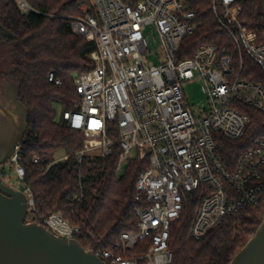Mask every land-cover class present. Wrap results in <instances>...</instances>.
Instances as JSON below:
<instances>
[{
	"label": "built area",
	"instance_id": "1",
	"mask_svg": "<svg viewBox=\"0 0 264 264\" xmlns=\"http://www.w3.org/2000/svg\"><path fill=\"white\" fill-rule=\"evenodd\" d=\"M15 1L31 10L25 0ZM91 6L94 13L85 9L71 20V28L73 35L95 43L94 68L75 78L81 104L63 119L84 135L80 161L105 158L118 149L117 173L131 161L144 166L136 185V229L123 233L111 248L93 251L106 264H174L171 229L191 194L203 189L191 228L197 241L219 229L228 215L261 200L264 138L231 169L217 154L216 136L241 140L251 122L247 110L264 113V85L246 77L245 65L249 58L264 78V33L248 29L240 0H213L228 46H201L183 57L184 42L199 27L185 0H91ZM194 81L202 83L208 100L199 115L184 92V85ZM48 82L62 85L54 73ZM21 150L22 144L9 163L28 198L26 223H35ZM43 226L66 239L80 234L60 212Z\"/></svg>",
	"mask_w": 264,
	"mask_h": 264
},
{
	"label": "trees",
	"instance_id": "2",
	"mask_svg": "<svg viewBox=\"0 0 264 264\" xmlns=\"http://www.w3.org/2000/svg\"><path fill=\"white\" fill-rule=\"evenodd\" d=\"M25 1L31 10L21 9L15 0H0V46L7 53L0 76L16 87L29 113L20 157L25 171L23 185L34 196V222L43 225L60 212L80 230L76 241L83 248L106 250L123 233L136 229V185L144 166L131 161L124 173H117L118 149L105 158L80 161L84 135L69 128L63 119L65 112L77 111L81 104L75 78L94 68L90 56L95 43L73 35L71 28V20L80 17L83 8L94 13L91 0ZM185 2L196 14L199 27L184 42L187 50L182 56L189 57L201 46L227 47L228 37L212 11L213 0ZM240 4L248 29L263 34L261 0H240ZM245 65L246 77L264 85L262 74L249 58H245ZM50 73L61 80L60 87L48 82ZM247 113L251 122L243 139L216 136L217 154L231 169L258 138H264V113L252 109ZM65 156L69 159L58 162ZM202 190L188 197L181 218L172 226L169 248L174 264H230L264 221L263 191L258 204L228 215L219 229L197 241L191 236V228Z\"/></svg>",
	"mask_w": 264,
	"mask_h": 264
},
{
	"label": "water",
	"instance_id": "3",
	"mask_svg": "<svg viewBox=\"0 0 264 264\" xmlns=\"http://www.w3.org/2000/svg\"><path fill=\"white\" fill-rule=\"evenodd\" d=\"M264 8V0H261ZM12 109L0 104V167L22 144L28 110L14 88ZM1 92V79H0ZM27 195L5 184L0 175V264H106L76 240L59 237L39 223H26ZM230 264H264V221Z\"/></svg>",
	"mask_w": 264,
	"mask_h": 264
},
{
	"label": "rangeland",
	"instance_id": "4",
	"mask_svg": "<svg viewBox=\"0 0 264 264\" xmlns=\"http://www.w3.org/2000/svg\"><path fill=\"white\" fill-rule=\"evenodd\" d=\"M86 8H83L84 11ZM7 58V53L0 46V69L2 70L4 63ZM184 92L186 100L196 115H199L201 110L208 108V100L202 91V83L200 81L190 82L184 85ZM60 111L59 115L60 116ZM0 172L3 176V179L7 185L12 187L15 190H22L18 177L16 175L14 167L8 163L0 168Z\"/></svg>",
	"mask_w": 264,
	"mask_h": 264
},
{
	"label": "flooded vegetation",
	"instance_id": "5",
	"mask_svg": "<svg viewBox=\"0 0 264 264\" xmlns=\"http://www.w3.org/2000/svg\"><path fill=\"white\" fill-rule=\"evenodd\" d=\"M0 79H1V76H0ZM14 88L15 87L12 84H10L9 82L2 81V79H1L0 104L3 107H5L7 110L12 109V107H11L12 106V97H13L14 92H15ZM0 116H1V113H0ZM24 137H25V135H24ZM8 163H9V161H8ZM0 175L2 177L3 182L5 183L1 172H0Z\"/></svg>",
	"mask_w": 264,
	"mask_h": 264
},
{
	"label": "snow or ice",
	"instance_id": "6",
	"mask_svg": "<svg viewBox=\"0 0 264 264\" xmlns=\"http://www.w3.org/2000/svg\"><path fill=\"white\" fill-rule=\"evenodd\" d=\"M92 123H93L95 126H99V125H98V122H96V121H93Z\"/></svg>",
	"mask_w": 264,
	"mask_h": 264
}]
</instances>
